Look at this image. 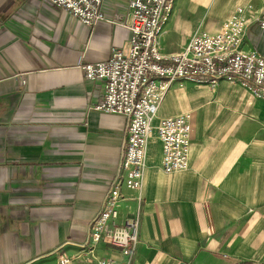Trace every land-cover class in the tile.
Wrapping results in <instances>:
<instances>
[{
	"label": "crops",
	"instance_id": "obj_1",
	"mask_svg": "<svg viewBox=\"0 0 264 264\" xmlns=\"http://www.w3.org/2000/svg\"><path fill=\"white\" fill-rule=\"evenodd\" d=\"M186 1L175 0L163 28L165 56L186 43V20L201 8ZM126 2L106 0L104 16L123 14ZM129 38L105 21L85 27L43 0H0V264H56L81 250L126 126L91 109L104 83L86 80L81 66L126 50ZM251 49L264 56L256 27L245 39ZM188 89L174 85L153 124L190 115L189 168L163 172L151 139L142 189L124 190L121 216L139 219L130 264H264V103L226 82L197 97ZM97 250L121 259L117 248Z\"/></svg>",
	"mask_w": 264,
	"mask_h": 264
},
{
	"label": "rangeland",
	"instance_id": "obj_2",
	"mask_svg": "<svg viewBox=\"0 0 264 264\" xmlns=\"http://www.w3.org/2000/svg\"><path fill=\"white\" fill-rule=\"evenodd\" d=\"M47 4L62 9L53 4L49 0H43ZM106 0L102 1V19L98 20L92 25L81 24L77 17H74L71 13L64 10L68 15L74 17L79 21V23L85 27H94L99 22L105 21L118 25L124 29H127L130 33V38L128 41V47L126 50L121 48H113L111 50L109 58L104 62L89 63L81 66L84 78L89 81H102L104 83V95L101 103L93 108L92 110L106 113L119 115L125 118L126 126L123 134L122 140V153L119 161V166L117 172L111 179L107 182L105 187V192L101 200L100 206L95 213V215L89 221V233L81 244V250L75 256H63L58 257L56 264H76V263H87L92 261L94 264H100L101 261L108 259L107 261H112L115 264H120L126 261L127 264L131 263L134 252L138 244V230H139V219L135 216H121L120 207L121 203L125 198L124 190H130L133 192H139L144 184V170L146 166V158L148 149L150 146V140L154 139L156 145L153 147H160L161 150V168L165 173H176L182 172L189 168V156L190 148L192 145V133L193 128L191 124V117L187 113H180L178 115L169 116L162 118L158 125L155 126L154 119L156 118L159 109L163 102L165 101L167 95L172 90L174 85H177L181 89H185L188 85L187 95L201 96L205 88L213 92L217 85L221 82H226L230 85H238L249 93V95L258 101L264 103V85H260L257 77V73L261 72L260 64L264 65V56L255 49L244 50V44L246 36L250 29L256 27L264 33V0H188L187 4L200 5L201 8L195 10L192 16H189L186 23H189L190 34L186 43L179 49L178 52L169 54L165 56L161 51L160 38L163 34V28L169 19L170 14L173 11V4L175 0H165L161 3L159 16V34L153 39L148 45V49L156 52L158 58L151 59V70L145 75L146 83L137 84V107L142 105H148L150 110L151 107L155 106L154 113H150L147 118L149 126L147 129L140 131V133L134 134L130 131L131 129V116H127L122 113H118L124 109V106H117L118 112H108L104 108L106 103V96L108 95V83L104 79L96 78L94 80L88 79V69L90 67L102 68L110 67L112 62V56L116 52H121L123 56L130 57L132 51V39L134 35V28L131 26L132 16L129 14V3L127 0L125 4V10L123 14H117L114 19L109 20L104 16L103 7ZM149 13L152 14L156 10V5L159 3H153ZM163 4V5H162ZM203 7V8H202ZM149 16V15H143ZM142 23L137 22V34L139 37L143 38L147 30L141 27ZM208 40V44L206 41ZM147 43V42H146ZM140 44L138 48L147 47V44ZM149 55V53H148ZM180 57H183L187 61H192V63L197 65L191 66L185 72L186 74H199L204 75L209 72V75H217L215 77L210 76H184L180 77L178 74V68L180 66ZM212 59L215 64V68L206 69L208 67L207 60ZM239 59H242L245 63L244 69L241 70L240 74L233 75V71L239 64ZM160 70V73L155 72V68ZM137 78L141 73V64H137ZM85 68L87 70H85ZM166 70H171V73ZM246 70H251L247 73ZM219 74V75H218ZM120 75V74H119ZM118 77V75H117ZM131 81V82H130ZM132 84L133 81L130 77L121 74L119 77L117 85L121 84ZM126 87V88H125ZM127 85L124 86L123 92L130 96L131 91L127 89ZM203 95V94H202ZM195 97V98H196ZM181 99V98H180ZM144 108V107H143ZM179 121L184 125L181 130L179 128L175 129L171 133L172 138H170L169 133L166 131L168 122L175 123ZM179 132H181V137L187 139V147L184 145L180 146L177 141L180 137ZM172 140V144L169 146L171 154H167L168 140ZM136 143V150L141 152L140 160L134 159L130 161L129 150L131 148V143ZM138 143V144H137ZM179 144V145H178ZM130 163V164H129ZM129 164L128 167L123 170V167ZM122 180V181H121ZM113 200V201H112ZM135 223V228L130 229L129 232L133 233L132 242L136 240L133 244L132 254L130 251L129 255H125L123 248L118 244H122L124 241L121 240L122 235L120 233L128 230V223ZM92 228L102 229L103 232L100 239L97 242H87L92 234ZM132 228V227H130ZM94 243V244H93ZM106 244L112 248H117L121 259L115 261L111 258H102L98 255V245ZM91 250V252H89Z\"/></svg>",
	"mask_w": 264,
	"mask_h": 264
},
{
	"label": "built area",
	"instance_id": "obj_3",
	"mask_svg": "<svg viewBox=\"0 0 264 264\" xmlns=\"http://www.w3.org/2000/svg\"><path fill=\"white\" fill-rule=\"evenodd\" d=\"M53 4H57V6L61 7L62 9L66 10L67 12L71 13L74 17H77L80 21H82L81 24L85 25H92L98 20L102 19V1L103 0H49ZM159 3L156 5V10L152 14L149 13V10L151 9L153 3ZM164 3L165 0H130L129 3V14L132 16L131 26L134 28V35L132 39V51L130 57H125L122 55L121 52H116L111 59V66L102 68L97 67H90L88 69V79L94 80L96 78L104 79L108 83V95L106 96V103L104 108L108 112H118L117 106H124V109L121 110L118 113L125 114L127 116H131V133L132 136L134 134H139L140 131H144L147 129L146 126H149V122L147 121L148 115L150 113H154L155 106L151 107V110L148 105H142L137 107V84L141 85L146 83V77L145 75L151 72H148L151 65V59L152 58H158L156 55V52L148 49V45L150 42L156 38L157 34H159V14L161 7L160 4ZM163 5V4H162ZM143 15H149V16H143ZM137 22L142 23L141 27L145 28L146 33H155L154 36L152 34H146L143 38L139 37V34H137ZM147 42V43H146ZM147 44V47L138 48L140 44ZM208 44V40L206 41ZM149 53V55H148ZM137 64H141V73L137 78ZM198 63L194 64L192 61H187L183 57H180V66L178 68V74L180 77L184 76H210L215 77L217 75H209V72H206L204 75L199 74H186L185 72L189 68V65L194 66ZM208 67L206 69H212L215 68V64L212 61V59L207 60ZM236 64H239L236 69L233 71V75L240 74L241 70L244 69V61L242 59H239V62ZM261 66V72L257 73L258 81L260 82V85H264V65L260 64ZM155 68V66H153ZM85 70H87L85 68ZM167 72L171 73V70H166ZM251 70H246L247 73H250ZM155 72L160 73V70H157L155 68ZM253 72V71H251ZM120 74V75H119ZM121 74H125L130 77V80L133 81L132 84H121L120 86L117 85L119 77ZM161 74V73H160ZM118 75V77H117ZM219 75V74H218ZM131 82V81H130ZM127 85V89L131 91V95H126L123 90L124 86ZM126 88V87H125ZM144 107V108H143ZM166 127V131L169 133L170 138H172L171 133L175 131V129L179 128L180 130L184 128V125L180 123L179 121L172 123L168 122L167 125H164ZM185 132L187 131V128L185 127ZM180 137L178 138V142L181 145H184V148L187 147L188 141L187 139H184L181 137V132H179ZM138 144V143H137ZM172 144V140L169 139L166 149L167 154L170 155V149L169 146ZM179 145V144H178ZM136 143H131V148L129 150L130 155V161H133L134 159L140 160L141 152L137 151ZM130 164V163H129ZM129 164H126L123 167V170L128 167ZM126 172V171H125ZM122 181V180H121ZM113 201V200H112ZM128 226L126 231L120 233L122 235L121 240L124 241L122 244H118L123 248L124 254L129 255L132 252L133 244L135 242H132L133 233H130V229H134L135 223H128ZM132 227V228H130ZM103 232L102 229L99 228H92V234L88 238L89 240L87 242H90L91 240L93 242H97L98 240L102 239L103 237L100 236V233ZM133 243V244H132ZM94 244V243H93ZM130 253L128 254V252ZM91 252V250H89ZM132 254V253H131ZM103 260L100 262V264H115L112 261ZM120 264H127L126 261L121 262Z\"/></svg>",
	"mask_w": 264,
	"mask_h": 264
}]
</instances>
